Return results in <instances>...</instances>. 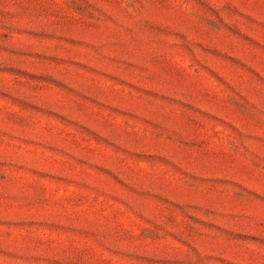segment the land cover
Returning a JSON list of instances; mask_svg holds the SVG:
<instances>
[{"label": "rangeland", "instance_id": "rangeland-1", "mask_svg": "<svg viewBox=\"0 0 264 264\" xmlns=\"http://www.w3.org/2000/svg\"><path fill=\"white\" fill-rule=\"evenodd\" d=\"M0 264H264V0H0Z\"/></svg>", "mask_w": 264, "mask_h": 264}]
</instances>
